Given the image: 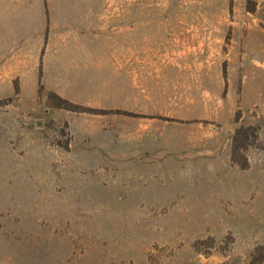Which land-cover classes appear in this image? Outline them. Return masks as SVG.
I'll list each match as a JSON object with an SVG mask.
<instances>
[{"label": "rangeland", "instance_id": "374dc122", "mask_svg": "<svg viewBox=\"0 0 264 264\" xmlns=\"http://www.w3.org/2000/svg\"><path fill=\"white\" fill-rule=\"evenodd\" d=\"M0 264H264V0H0Z\"/></svg>", "mask_w": 264, "mask_h": 264}]
</instances>
